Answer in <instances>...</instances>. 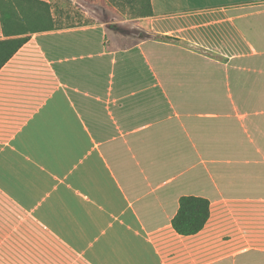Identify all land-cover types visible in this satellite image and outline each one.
<instances>
[{"label":"crops","instance_id":"obj_1","mask_svg":"<svg viewBox=\"0 0 264 264\" xmlns=\"http://www.w3.org/2000/svg\"><path fill=\"white\" fill-rule=\"evenodd\" d=\"M150 3L0 69V264H264V0Z\"/></svg>","mask_w":264,"mask_h":264},{"label":"trees","instance_id":"obj_2","mask_svg":"<svg viewBox=\"0 0 264 264\" xmlns=\"http://www.w3.org/2000/svg\"><path fill=\"white\" fill-rule=\"evenodd\" d=\"M137 1L138 16L152 14L150 0ZM0 24L5 38L0 39V69L36 32L63 27L58 25L50 2L45 0H0ZM210 215L208 200L198 196H182L172 219V227L181 235L200 231Z\"/></svg>","mask_w":264,"mask_h":264},{"label":"rangeland","instance_id":"obj_3","mask_svg":"<svg viewBox=\"0 0 264 264\" xmlns=\"http://www.w3.org/2000/svg\"><path fill=\"white\" fill-rule=\"evenodd\" d=\"M58 25L68 26L93 22L117 24L118 32L133 33L128 18L137 17L139 4L127 0H49ZM146 35V33H144Z\"/></svg>","mask_w":264,"mask_h":264}]
</instances>
